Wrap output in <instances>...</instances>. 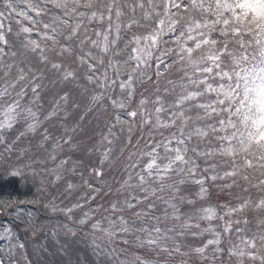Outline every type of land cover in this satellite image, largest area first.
<instances>
[{
    "label": "snow or ice",
    "instance_id": "obj_1",
    "mask_svg": "<svg viewBox=\"0 0 264 264\" xmlns=\"http://www.w3.org/2000/svg\"><path fill=\"white\" fill-rule=\"evenodd\" d=\"M14 19L19 25L15 33ZM12 35L16 39L23 35L18 47ZM174 66L179 67L181 77L179 81L168 79L171 87L165 88L162 96L160 79ZM48 71L88 94L80 121L97 106L107 111L110 105L113 110L106 131L94 146L100 159L90 168L92 176L103 177V166L121 134L126 132L124 138L131 144L137 124L141 130L149 129L143 146L138 140L137 151L128 156L129 171L117 190L127 195L122 201H111L103 209L107 214L99 219H94V214L101 206L83 211L84 205L77 201L61 207L46 186L64 179L65 171L75 173L80 163L61 156L65 147L69 152L78 147L74 134L79 123L62 125L60 136L43 127L61 112L67 117L69 104L80 108L65 91L43 112L40 101ZM153 76L157 84L154 98L140 94L137 100V86L151 82ZM81 79L86 84H81ZM170 94L174 99L169 102L165 97ZM12 132L16 134L9 137ZM153 132H159L161 138ZM29 134L40 136L38 148L43 156H29V149L16 147ZM193 140L197 146L204 143L206 150L189 147ZM0 145V174L20 177L23 183L42 173L54 177L33 182L35 199L0 198V217L11 218L0 224V252L4 254L0 264H6L5 258L7 264H13L18 253L20 259H15V264H32L15 223H23L36 235L33 213H24L22 206L40 204L45 193L50 198L44 207L63 213L70 221L74 210H82L75 223H90L92 232L99 233L93 236V243L98 253L112 257L108 264H172L165 258L189 253L205 260L210 247L213 256L224 251L223 232L231 234L234 225L239 238L227 249L228 256L235 257L236 264H255L257 260L264 264V0H0ZM189 152L205 160L222 158L226 165L222 175L216 163L204 169L205 175H198L199 165ZM25 158L27 163H21ZM49 163L53 167H47ZM249 170H259L260 177L250 176ZM80 177L90 193L101 191L82 172ZM193 178L199 185V200L207 196L206 181L221 179L232 182L224 187L236 184L237 178L246 183L256 179L260 195L225 206V216L243 219L225 221L221 232L212 226L214 220L224 219L214 206L183 210L185 204L196 203L181 194V186ZM79 187L68 182L66 190ZM95 198L89 195L90 200ZM249 210L256 214V231L251 234L239 227L249 225ZM169 221L172 227L167 226ZM200 221L209 226L201 229ZM61 227L76 234L68 224ZM205 232L212 238L188 252L177 242L178 236ZM98 239L106 245L117 240L126 246L134 243L161 259L129 254L127 248L101 247Z\"/></svg>",
    "mask_w": 264,
    "mask_h": 264
},
{
    "label": "trees",
    "instance_id": "obj_2",
    "mask_svg": "<svg viewBox=\"0 0 264 264\" xmlns=\"http://www.w3.org/2000/svg\"><path fill=\"white\" fill-rule=\"evenodd\" d=\"M23 6V5H22ZM7 24V21L5 22ZM23 23L27 24L26 21ZM13 33L19 30V25L16 24L15 19L12 21ZM14 44L18 47L20 41L23 39V35L19 39H16L14 35L10 37ZM33 38H36L35 33H33ZM168 39L167 37L165 38ZM251 51V50H250ZM70 62V61H69ZM171 63L170 60L167 61ZM75 67V65H72ZM163 71V69H162ZM81 74L83 69L80 70ZM181 77V73L178 66H174L169 69L168 73L165 76H162L159 82L160 94H164L165 88H170L167 80L172 79L175 81H179ZM152 80H156L155 76H153ZM81 84H86V81L83 79L80 80ZM45 88L41 93V101L43 112H47L53 106V101L58 99L59 95H62L65 91L69 92L71 95V99L80 105L79 109L74 108L71 104L67 107L68 116L65 117L64 113L61 112L58 117L53 118L51 121H45L43 127L47 128L48 131L53 136H60L63 132L62 125L74 126L79 123V127L76 131L75 142L78 147L69 152L67 147H65L64 152L61 154L62 157L71 156L72 160L79 161L80 163L77 165V171L75 173L65 171L63 173L64 179L56 185H46L48 187L49 193L51 196H55L57 203L61 207L70 206L73 203L79 201L82 205H84L83 211H88L91 209H96L98 206H101V210L94 214V219H99L102 215H106L103 209L109 207L110 202L114 200H123L127 195L126 192H117L120 189L121 184L124 179L127 177L128 169V156L130 153L136 152V142L139 140L141 147L143 146L144 141L148 139L149 129L145 128L143 130L140 129L137 124L133 134H132V143L128 144L126 139L127 133L121 134V139L117 141L114 145V150L112 156L109 161H107L103 166L104 175L101 178H96L92 176L90 172V168L92 166L98 165V161L100 159L99 151L95 150V145L100 139L101 133L106 131V124L112 117L113 110L110 105L107 107V111H104L100 107L94 108L92 112H89L83 121H80V115L84 112V108L88 104V94L82 92L80 88H77L74 83L70 82H61L57 74L54 72L48 71L45 72L44 79ZM157 84L154 81L148 82L143 85L137 86V96L136 99L140 98V94L148 95L144 88L148 89V93L151 96H155ZM154 88V89H153ZM165 99L167 101H172L174 96L171 94L166 96ZM107 105V101H105ZM195 115V113H193ZM17 127H20L17 125ZM22 130V129H21ZM43 131V128L41 129ZM16 133H9V137L14 136ZM157 139H160L161 136L159 132L152 133ZM167 131L164 132V135H167ZM160 137V138H159ZM40 140L39 135L29 134L26 137L21 138V140L17 143L16 147L29 149L28 155L39 154L43 156L44 153L38 147H36V143ZM197 147L198 152H203L206 150V145L204 143L199 144L198 146L195 143V140L189 143V147ZM50 147V145H49ZM207 147H211V145H207ZM3 145H0V151H2ZM190 156H194L197 160V164L199 165V173L198 175H205L204 169L210 167L212 163H216L219 167L217 168L218 172L222 171L226 165L222 158H209L205 160L202 156H195L192 152H189ZM16 163L15 160L12 161ZM21 163H27V158L20 161ZM0 164H3V161H0ZM38 168L40 166H37ZM47 167H53L51 163L47 165ZM139 169H137L138 171ZM0 171H3L0 168ZM84 174V178L88 179L89 182L93 185L94 188H100L101 191L99 193H90V190L86 187H83V181L81 180L80 173ZM211 173H207L210 175ZM249 175L253 177H260V171L256 170L253 172L249 170ZM44 179L45 181L51 180V176L46 173H42L41 176L32 178L29 177L27 183H23L20 177L16 176H4L0 174V197L5 198H14L18 197L20 199H35L36 195L33 192L36 190V187L33 185L35 181L36 184H39V181ZM194 179L189 180L186 184L182 185V195L185 197L191 198L196 201L194 205L185 204L183 207L184 211H192L193 209H198L201 206H214L217 209L218 215L223 216L224 219H217L212 222V226L216 228V230L223 232V227L225 221L232 219H243V216L237 215L233 217L225 216L224 213L227 211L225 206H235L237 205L241 199L245 197H251L253 199L257 198L260 195L259 189L255 186L256 179H253L251 183H246L245 181L237 178L236 184H233L231 187H224L225 184H231V180H217L206 181L205 187L207 188V196L204 200H199L197 197V193L199 191V185L194 183ZM68 182H72L77 185H81V187L74 190H66V186ZM36 193V192H35ZM89 195H95V200H90ZM83 197V198H81ZM50 198L48 193L43 194L40 199L41 203L38 205H23L22 210L24 213L32 212L33 213V224L36 230V238L32 239L29 233H25L22 236H19L20 239L26 244V253L28 255L29 260L32 264H97L98 261H101L104 264L103 260L109 262L112 260V257L105 256L103 254L98 253L94 243L93 236H99V233L94 234L91 230L90 223L87 225H78L75 223L82 216V210L76 209L73 213V219L70 221L67 217L60 212L53 213L49 209L44 207V203ZM161 208L163 205L160 206ZM161 214V213H157ZM246 215L250 221L249 225L245 226L244 224L239 225V227L244 228L248 234H251L256 231V214L249 210ZM25 219L27 217L25 216ZM11 218L8 217H0V224L10 222ZM41 224H43L41 226ZM64 224H68L69 227H72L76 234L72 235L68 233L61 226ZM37 225V226H36ZM201 229L207 228V221H200ZM162 226H164L162 224ZM168 227H172V222L169 221L167 224ZM16 231L18 232L21 227H24V224L21 222L15 223ZM236 225L233 226V231L231 234L223 232L222 240H221V248L224 249L221 253H216L213 256V251L211 247L208 250L207 257L205 260H201L199 256L195 253H189V255L180 257L178 255H174L168 259L172 262V264H181V260L184 261V264H236L235 257H229L227 254V249L234 243L238 242V234L235 231ZM53 230H56V234L59 236L58 242H63L64 244L69 245L74 248L73 251L68 252L67 259L62 257L61 255L56 256L55 250L53 252L52 247L54 244V237L52 235ZM193 231H196L193 229ZM244 234V233H241ZM41 237V238H40ZM58 238V237H57ZM212 238L211 233L205 232L203 235H191L185 234L183 236L177 237V242L182 244V250L188 252L190 248H195L202 246L207 239ZM134 239L130 237V240ZM45 240V243L43 242ZM97 243L101 245V247L111 248L116 247L118 249H125L129 254L135 252L141 256L148 257L152 260H160L155 253L151 252L148 249L137 248L135 244L131 245H123L119 242V240L115 241L111 245H106L105 242L101 239L97 240ZM39 245H43L48 252H52L53 256L46 255L39 248ZM56 244H54L55 246ZM3 247V242L0 243V248ZM57 249V247H55ZM47 252V253H48ZM62 253V252H60ZM41 254V255H40ZM4 254L0 252V256ZM119 258L123 259V254H119ZM6 264H7V258ZM15 259H20L19 254L14 258L13 264H15ZM23 264V261H21ZM114 264V262H113ZM163 264V261H161ZM245 264H252L251 261H246ZM255 264H259V260L255 262Z\"/></svg>",
    "mask_w": 264,
    "mask_h": 264
},
{
    "label": "rangeland",
    "instance_id": "obj_3",
    "mask_svg": "<svg viewBox=\"0 0 264 264\" xmlns=\"http://www.w3.org/2000/svg\"><path fill=\"white\" fill-rule=\"evenodd\" d=\"M152 81H154V82H156V80H152ZM154 89V88H153ZM144 90L147 92V94H148V96H151L150 95V93H152L153 92V90H151V92L150 93H148V89L147 88H144ZM164 94H162V96H163ZM153 97V96H152ZM154 98V97H153ZM160 138V137H159ZM36 145V147H38V143H36L35 144ZM35 154V153H34ZM52 179H54V177H51V180ZM61 181H59V183H60ZM56 184H58V182L56 183ZM55 184V185H56ZM35 192H36V190L33 192V194H35ZM1 198V197H0ZM43 224H41V226H42ZM37 226V225H36ZM29 233V235L31 236V238L32 239H35L36 238V235H33L32 234V231H30V230H26L25 229V227H21L20 228V230L17 232L18 233V235L19 236H22V235H24L25 233ZM58 237V238H57ZM41 238V237H40ZM55 242H54V244H56L55 246H54V244H53V247H52V250L54 249L55 250V253H56V256H57V254L58 255H61L62 257H64V258H66L67 259V257H68V252H70L71 253V251H73V249L74 248H72V247H70L69 245L67 246V244H64L63 242H58L60 239H59V236H58V234H56L55 235V237H54V239H53ZM43 242L45 243V240H43ZM1 243V242H0ZM55 247H57V249L55 248ZM38 248L43 252V253H46V255H50V256H53V253L52 252H48V249H46L43 245L41 246V245H39L38 244ZM54 250H53V252H54ZM48 252V253H47ZM60 252H62V253H60ZM19 254V253H18ZM41 255V254H40ZM67 256V257H66ZM103 262H104V264H108V262L106 263V261H104L103 260ZM79 264V263H78ZM90 264H94V263H90ZM97 264H102V262L101 261H98V263Z\"/></svg>",
    "mask_w": 264,
    "mask_h": 264
},
{
    "label": "clouds",
    "instance_id": "obj_4",
    "mask_svg": "<svg viewBox=\"0 0 264 264\" xmlns=\"http://www.w3.org/2000/svg\"><path fill=\"white\" fill-rule=\"evenodd\" d=\"M255 7V5H253Z\"/></svg>",
    "mask_w": 264,
    "mask_h": 264
}]
</instances>
